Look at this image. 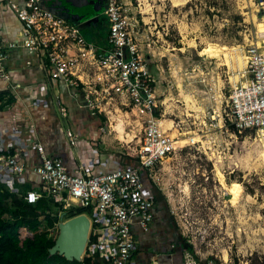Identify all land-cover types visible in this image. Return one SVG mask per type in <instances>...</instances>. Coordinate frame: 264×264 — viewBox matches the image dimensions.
Here are the masks:
<instances>
[{
  "label": "rangeland",
  "instance_id": "obj_1",
  "mask_svg": "<svg viewBox=\"0 0 264 264\" xmlns=\"http://www.w3.org/2000/svg\"><path fill=\"white\" fill-rule=\"evenodd\" d=\"M122 2L156 79L158 117L176 141L175 153L155 172L142 171L164 198L187 245L184 264L192 259L195 264H264V148L255 142V132L238 134L228 119L223 122L231 89L244 81L247 50L264 39V0ZM216 48L227 50L230 59ZM42 74L34 85L51 88L47 73ZM65 104L68 117L57 112L59 130L64 137L68 130L77 135L82 164L90 165L97 148L112 160L122 158L118 167L136 164L131 152L143 128L131 107L115 100L112 112L99 119L91 112L83 115L86 110L79 111L74 99L66 98ZM102 126L105 142L99 141ZM55 140L52 129L49 149ZM112 160L95 169H115ZM77 208L62 209L64 220Z\"/></svg>",
  "mask_w": 264,
  "mask_h": 264
},
{
  "label": "built area",
  "instance_id": "obj_2",
  "mask_svg": "<svg viewBox=\"0 0 264 264\" xmlns=\"http://www.w3.org/2000/svg\"><path fill=\"white\" fill-rule=\"evenodd\" d=\"M8 3L23 24L22 38L18 42L0 41L1 77L9 79L4 71L8 49L22 47L37 51L46 60L48 78L53 82L64 81L74 88L91 111L107 115L112 112L115 100L131 107L141 122L143 136L131 152L138 165L93 173L84 164H79L72 173L61 158L46 153L42 142L28 136L29 151L39 154V160L31 166L25 159L4 150L0 138V182L11 178L20 182L28 173H34L40 188L27 191L28 203L50 198L61 208V217L62 209L72 205L85 208L91 221L90 248L100 252L107 264H131L136 247L133 226L148 231L154 219V196L140 170L155 172L176 151V141L158 117L156 79L141 53L136 24L122 0H107V47L99 49L86 40L77 25L43 7L41 0H24L22 5L12 0ZM263 42L264 39L250 44L244 81L231 89L223 122L226 124L228 119L238 134L255 132V142L264 148ZM34 94L37 96V89ZM61 112L66 114L64 108ZM104 127L100 128L102 139L99 140L103 142ZM67 136L75 145L71 130ZM58 226L56 223L55 227ZM91 236L95 238L90 239ZM186 263L195 264V261L186 260Z\"/></svg>",
  "mask_w": 264,
  "mask_h": 264
},
{
  "label": "crops",
  "instance_id": "obj_3",
  "mask_svg": "<svg viewBox=\"0 0 264 264\" xmlns=\"http://www.w3.org/2000/svg\"><path fill=\"white\" fill-rule=\"evenodd\" d=\"M9 1L0 0V41L18 42L22 38L23 24L11 9ZM12 1H17L20 5L24 3V0ZM41 3L43 7L53 11L67 22L77 25L86 40L96 48L107 47L109 32V19L106 15L107 0H41ZM45 61L37 51L22 47L8 49V58L4 61V71L9 74V79L0 75V95L3 94V99H0V138L4 142V150H9L33 166L39 160V154L32 149L29 151L27 136L36 137L43 143L48 155L61 158L66 167L74 173L77 166L82 164L75 150L79 138L71 130L75 136V145H72L67 134L66 137L62 135L59 130L58 109L63 116L68 117L65 100L70 98V100H75V106L79 111L86 110L82 112L83 115L91 112L99 119L104 115L84 106L83 97L75 94V89L64 81L53 82L49 78L47 81L46 78L51 88L48 84H45L46 86L34 85L36 82H40L37 80L43 77L42 72L46 77ZM36 89L37 96L34 94ZM10 97L13 98L11 103H9ZM37 100L40 102L37 103ZM62 108L65 109V115L61 112ZM87 120L90 122L93 121V118L87 116ZM101 124L99 121V126ZM52 129H55L56 140L54 141L55 145L49 149L53 144L49 145L46 139ZM105 155L107 154L104 151L97 148L94 156L97 160L93 161L94 158L90 157V165L86 164L85 166L89 167L91 169L89 171L92 173L97 171L95 167L104 168L105 161H108L107 164H109L112 160L110 156ZM118 156L121 158L120 155ZM117 158L114 157L112 162L118 167L125 161L122 158ZM140 171L144 176V171ZM25 180H29L36 189L40 188L39 180L34 173L30 172L26 177L24 176L22 181ZM151 190L155 200L154 219L148 231L143 230L139 225L133 226L132 233L136 247L131 264H184L185 252L188 250L187 245L167 203L156 198L153 187ZM77 207L83 209L81 206L77 205ZM82 213L87 214L88 210L85 209ZM59 216V221L56 223L64 220V218L61 219V215ZM91 238H95V236H91ZM90 246L91 242L89 244L87 242L85 253L88 249L90 254L98 256L100 264H107V259L100 252L92 250Z\"/></svg>",
  "mask_w": 264,
  "mask_h": 264
},
{
  "label": "trees",
  "instance_id": "obj_4",
  "mask_svg": "<svg viewBox=\"0 0 264 264\" xmlns=\"http://www.w3.org/2000/svg\"><path fill=\"white\" fill-rule=\"evenodd\" d=\"M2 97L3 94L0 99ZM12 99L10 97L9 103L13 102ZM143 178L147 179L145 175ZM151 187L156 198L163 200L155 186ZM35 188L29 181L20 183L17 178L0 182V264H100L98 256L90 254L88 249L81 261H69L58 253H50L59 233L55 223L60 216L55 207H60L46 197L37 203H28L25 194ZM75 210L70 216L85 211L84 208ZM189 249L193 252L191 247Z\"/></svg>",
  "mask_w": 264,
  "mask_h": 264
},
{
  "label": "water",
  "instance_id": "obj_5",
  "mask_svg": "<svg viewBox=\"0 0 264 264\" xmlns=\"http://www.w3.org/2000/svg\"><path fill=\"white\" fill-rule=\"evenodd\" d=\"M90 227V218L84 213L61 221L58 226V237L50 248V253H58L69 261H81L87 247Z\"/></svg>",
  "mask_w": 264,
  "mask_h": 264
},
{
  "label": "bare ground",
  "instance_id": "obj_6",
  "mask_svg": "<svg viewBox=\"0 0 264 264\" xmlns=\"http://www.w3.org/2000/svg\"><path fill=\"white\" fill-rule=\"evenodd\" d=\"M260 32H264V30H261ZM215 50V52H219V53H221V54H223L226 58H228V59H230V55H229V52L227 51V50H225V49H214ZM231 54V53H230ZM243 58V57H242ZM242 58L240 59V60H242ZM243 62V61H242ZM264 157V151H263V153H262V155H261V158H263Z\"/></svg>",
  "mask_w": 264,
  "mask_h": 264
}]
</instances>
